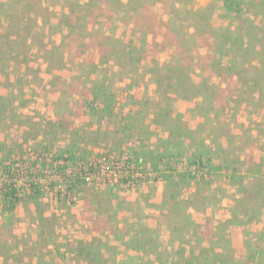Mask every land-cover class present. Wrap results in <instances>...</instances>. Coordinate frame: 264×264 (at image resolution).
<instances>
[{"label": "rangeland", "instance_id": "rangeland-1", "mask_svg": "<svg viewBox=\"0 0 264 264\" xmlns=\"http://www.w3.org/2000/svg\"><path fill=\"white\" fill-rule=\"evenodd\" d=\"M80 1L87 2V0ZM191 1L193 4L188 3L187 9L210 6L207 13L208 21L200 27L201 29H205L208 25L219 28L229 24H233L234 29L242 19L249 18L256 26L262 27V36H264V0H237L244 8L242 18L236 17L227 10L225 0ZM76 2L77 0H44V17L40 19V24L45 26L49 22L52 26L49 30L54 33V38L52 36L43 39L41 35L35 33L33 46L38 47L37 53L31 50V46L19 40L16 46L22 52V57L11 63L13 67L11 77L3 79L5 73L0 74V234L3 233V238H6L12 233L16 236L14 238L10 236V242L13 241V245L24 242L28 246L25 252L27 255H21L20 250L17 252L12 250L9 254L17 258L4 264H30L31 260L23 262L18 260L21 256H28V254L33 256V260H37L38 257L46 258L44 259L46 262L52 257L54 264H87L71 249L73 250L78 240L88 241L97 237L106 240V244L111 248L110 251L104 252L105 258L110 259L109 264H119L125 256L128 258L134 252L127 251L126 247L124 248L120 243H114L116 234L110 229L116 217L120 221L129 218V222H134L133 215L137 214L141 222L151 227L156 225L162 232L161 227L170 222L168 217H177V213L164 215L156 213L157 195L153 181L154 172H158V176L162 171L165 174L167 169L166 175L169 174V170H174V173L186 170L193 173L194 170V164L189 163L191 160L189 157L192 155L188 154L189 152L186 153V150L182 151L181 156H176L175 151H172L169 159L164 160L168 158L166 154L157 149H151L148 142L152 136L150 125L147 123V120H150L147 116L148 109L153 106V112H156L155 108L161 106L163 112L156 117L164 121L165 117L171 114H169L170 99L175 97L165 95L160 89L155 88L154 77L147 72L157 64L160 66L167 64L171 56L169 51L158 52L148 57L146 61L139 64V70L132 69L124 62H115L109 55L99 54L98 51L93 55L94 62L97 63L93 68L92 63L84 62L83 58L76 56L75 53H78L81 46V40L77 39L70 41L69 45L73 51L66 52L62 58L55 51L50 54L45 52L43 45L45 42L49 39L51 43L60 40L61 34H58L57 27L62 18V9L69 5L74 6ZM184 16L189 18L191 13L186 12ZM117 18L120 21L111 26L110 33L108 30L105 31L110 38L102 34L99 36V39H105L101 43L106 44L105 41L107 44L114 43L115 36L126 45L131 39H134V45H138L143 35L134 32L132 25L124 24L123 21L126 23L124 18ZM49 24L46 26L48 27ZM189 24H192L191 21L186 22V28L192 39L198 35H205L198 32L197 27L191 28ZM35 31L33 30V33ZM41 56L43 57L42 65H39L36 60ZM25 59L28 60L26 64ZM22 61L25 65L21 63ZM208 63L211 64L212 60ZM20 71L23 75H20ZM256 72L258 73V70ZM195 78L198 80L197 76ZM96 80H101V84L108 81L111 85L116 117L110 118L104 115L99 103L93 100L92 90L96 87L94 83ZM174 81L171 84H175ZM212 82L223 87L227 83L218 77L212 79ZM239 85L241 89H238L236 95L227 96L228 98L221 95L216 97L218 109L215 113L205 109L209 118L207 121L203 119L201 124L204 130L216 135V150L213 155L215 158L203 155L201 157L205 166L203 171L206 174L202 175L203 171L200 170L195 171L193 175L196 176L194 180L201 179L203 192L206 191L208 196L209 194L213 196L209 200L204 196L206 198L204 200L211 201L215 207L220 204V201L212 194L213 188H210L209 179L216 181L224 178L223 183L220 182L222 186H219L216 192L223 193L226 200H231V204L234 203L232 221L249 223L252 230L258 229L253 232L257 236L254 246L263 254L264 75L249 76L242 83L239 82ZM163 96L169 101H165ZM159 98L163 99V105ZM175 106L174 104L176 109ZM193 106L201 110L203 102L198 100L193 103ZM125 113L127 117L124 116ZM177 117L182 118L180 115ZM186 118L190 121L189 124H197L195 116L186 115ZM53 124H58L60 127L59 133L54 134L57 129L50 127ZM182 126L185 127V124L183 123ZM155 132L157 137V131ZM224 132L227 133L228 138L223 139L222 143L220 135ZM133 136L142 140L139 148L132 147ZM172 143L174 149L182 147V143L177 139H174ZM252 145L258 148L255 157L259 159V165L252 159L249 160L247 156L246 147ZM70 151L74 162L72 160V162L70 160L66 162L58 158L59 152H63L66 157ZM243 153L244 158H248L245 164L238 159V156ZM126 158H129L128 165L134 171L133 174L124 175L119 172V169L123 170V168L116 167L119 161L127 160ZM223 159L230 165L229 168L225 165V170H230L234 176L221 174L216 160L219 162ZM62 166L65 167L61 168ZM82 170L90 172L94 178L80 182L74 191L69 192L67 184L78 176L81 179L84 175V173L82 177L79 175ZM138 170L142 174L137 175ZM257 171L261 173L258 175ZM244 173L251 174L244 175ZM4 179H8L7 185L4 184ZM130 179H132L131 182H129ZM9 185L17 188L15 196L19 200L12 213L3 215L2 210L8 208L3 194L9 191L4 190L3 187H10ZM140 185H145V189L140 193L139 200L142 203L138 206V203H135L138 199L134 198L137 196L136 189ZM177 188L181 193L182 187L172 186L169 179L168 191L172 192ZM168 198L170 199V196ZM120 200L121 205L118 207L116 204ZM195 202L192 201V203ZM186 206L183 200L180 205H173L172 208L180 211L188 227L193 228L192 224L196 222L195 220L204 221L199 224L200 228L191 230L187 235L189 242H194L191 248H195L196 250L193 249L195 252H198L197 249L205 239L204 242L207 244L202 245V248L206 251L210 248L217 250L219 252L217 258L223 260L219 261L220 263L240 264L239 260H241V264H246L248 263L245 261L246 257L249 256L251 260L258 257L256 263L261 264L264 256L258 254L251 256L252 253L241 254L245 251L242 230L240 236H236V233L232 234V231L227 232V235L217 236L218 230L223 234L230 226L227 223L228 219L226 220L228 216L226 212L219 213L216 208L214 210L217 211V216L209 211L206 217L196 215V218H193L185 213ZM92 221H96L95 227H100L101 232L94 230ZM176 221L179 222L178 218ZM218 223L221 224L220 228H214V224ZM196 231L201 235L199 238H196ZM177 232V230L174 232V229L171 232L174 239L180 238ZM56 241H58V248L53 243ZM161 241L163 248L169 243L165 237ZM7 244L0 238V250L4 254L9 252ZM176 248L178 249V245ZM234 249L235 253H240L238 257L231 255ZM187 250H191L190 246H187ZM118 258L122 260L119 261ZM145 258L156 259L150 256ZM187 258L182 261L180 257L168 256L165 253L161 261L171 264V261L179 260L181 264H187ZM215 258L216 256H197L193 264H220Z\"/></svg>", "mask_w": 264, "mask_h": 264}, {"label": "trees", "instance_id": "trees-1", "mask_svg": "<svg viewBox=\"0 0 264 264\" xmlns=\"http://www.w3.org/2000/svg\"><path fill=\"white\" fill-rule=\"evenodd\" d=\"M188 3H192V1L87 0L86 3H82L77 0L74 6H67L68 10L65 7L62 9V18L58 24L59 27H57V32L61 34L62 41L60 44H56L51 43L49 39L43 44L44 50L48 54L55 51L62 58L66 52L73 51L69 44L70 41L77 39L81 40V46H79L78 53H75L76 56L83 58L84 62L89 61L92 63L93 68L97 65L94 62L93 55L98 51L99 54L109 55L112 58L111 60L115 62H124L127 66L130 65L132 69L136 68L138 70L139 64L142 61H146L148 57L158 52L169 51L171 55L169 62L162 66L157 64L154 68H150L147 73L154 77V83L163 93L173 92L185 99L203 96L204 98L212 99V102H214L218 95L224 97L234 96L237 94L238 89H241L239 82L242 83L249 76L264 75V36H262V27L260 25L256 26L249 18H245L234 29L233 24L219 28L208 25L205 29H201L200 27L204 26L205 22L208 21L207 13L210 6L187 9ZM225 6L231 14L240 18L243 17L244 8H242L240 1L225 0ZM44 7V0H0V68L2 72H6L8 64L15 62V60L18 61L19 57H22V52L16 46L19 40L25 45L33 47L35 33L41 35L43 39L54 35L49 30L52 27L49 22L46 24H49L48 27L40 24V19L44 17ZM186 12L188 14L191 13L189 18H185L184 14ZM165 16H168V18H165ZM117 17L124 18L126 21V23L123 21L124 24L132 25L134 32L143 35L138 45H134V39H131L126 45L114 35V43L107 44L106 41L104 42L106 44L101 43L105 39H99V36L102 34V36L110 38L105 31L108 30L110 33L111 26L113 27V24L115 25L120 21ZM188 21L192 23L191 25L189 24L190 27L192 26L191 28L194 27L196 29L197 27L196 30L205 35H198L192 39L186 28V22ZM33 30L36 31L33 33ZM200 40H202V43L198 42ZM209 60H212L211 64L208 63ZM27 61L25 59V63ZM121 67L123 68L124 65ZM256 70H258V73ZM195 76L198 77V80ZM214 77H219L223 82H227L226 86L223 87L212 82ZM173 80H175V84H171ZM101 82V80L94 81L96 87L92 90L94 93L93 100L99 103L98 105H100L104 115L110 118L116 117L117 113L114 111L115 102L111 85L108 81L102 84ZM212 102L207 104L208 109H212ZM173 125L179 129L183 128L184 131L182 121H178L177 124ZM50 127L57 129L54 134L59 133L58 128L60 127H58V124H53ZM178 150H180L178 153H182L181 147ZM58 155L59 159H63L66 162L69 160L74 162L71 151L66 157L63 152H59ZM201 157H203V154H197L195 157L190 158L189 163L192 165L202 163ZM90 165L93 167L92 163ZM169 172L168 178L174 187L179 185L182 187V185L190 183L196 177L190 170L178 171L177 174L174 173V170H169ZM88 173L90 172L82 170L81 174H79L81 177L83 175L81 179L78 176V178L70 180L67 184L69 187L68 191H74L77 184L85 182L87 180L86 174ZM175 174L178 176L177 180H175ZM205 174L203 171L202 175ZM6 181L8 179H4L5 185H7ZM9 186H2L4 190H9L3 194L8 208L2 210V212L6 214L14 211L15 204L19 200L15 196L17 195V188L12 185ZM181 195L179 188L172 192L168 191L167 196H170V199L166 202V205L167 203L168 206L170 204V213H177V217H168L170 220L168 225L170 224L169 226L172 227V230L174 229V232L178 231L177 235H180L181 229L184 230L188 226L185 217H181L180 211L178 212L177 209L172 208L173 205L177 206L183 202ZM192 201L197 200L188 199L187 204H191ZM120 205L121 200L117 202L116 206L119 207ZM133 217L135 219L134 222H129V218L120 221L116 217L110 229L112 233L116 234L118 240L124 242L127 248L139 252L138 255H129L128 258L123 259L119 264H167L161 261V257L165 256V253L160 250L158 242L159 229L141 222L137 214H134ZM177 218L179 222L176 221ZM92 222L94 223V230L101 232L100 227H95L96 221ZM121 222L123 226H120ZM227 223L231 225L239 222L231 219ZM2 234H0V238L8 243V254L12 250L16 252L20 250L19 253L21 255H27L25 254L28 248L25 245L26 243L20 242L13 245V241L10 242V236L12 238L16 236L11 233L10 236L3 238ZM126 235H130L131 238L125 240ZM53 243L56 248L59 247L58 241ZM21 246L24 248L20 249ZM253 247L256 249V253L253 252L251 256L261 253L258 248ZM110 250L111 248L106 244V240L101 237L88 241L78 240L73 250L71 249L73 253L81 256L87 264H109L110 259L105 258L104 252ZM170 255L180 257L182 261L188 257L187 264H193L197 256H216L215 260L218 263L223 261L217 258L219 252L215 251L214 248H210L208 252L203 251L201 248L199 253L192 250L186 254L184 249L180 247ZM145 256L155 257L156 259H146ZM38 264H54V258L51 257L47 262L44 258H41ZM171 264H181V262L173 260ZM220 264L224 263L221 262Z\"/></svg>", "mask_w": 264, "mask_h": 264}, {"label": "crops", "instance_id": "crops-1", "mask_svg": "<svg viewBox=\"0 0 264 264\" xmlns=\"http://www.w3.org/2000/svg\"><path fill=\"white\" fill-rule=\"evenodd\" d=\"M51 19H53V17H51ZM58 34L60 35V33H58ZM52 36L54 38V35H52ZM60 42H61V36H60V40L58 42H56V44H60ZM36 47L37 46H33L32 49H31L32 51H35V53L38 52V50H37L38 47L37 48ZM42 58L43 57L41 56V57H38L37 60H36V62L39 65H42V60H43ZM11 63H13V62H11ZM11 63L8 64L9 66H8L6 72H2L1 68H0V74L5 73V75H3V79H5V78L8 79V78L11 77V73H12V70H13L12 69L13 67H12ZM22 64H24V63H22ZM20 73H21L20 75H23L22 71H20ZM214 83H216V82H214ZM216 84H218V83H216ZM154 85H155V88H157V85L155 83H154ZM165 95L174 96L175 98L174 99H170L171 102L169 104V108H170L169 109L170 110L169 114L170 113L171 114L170 115L168 114L169 117H167V118L165 117L164 122L158 120L157 117H156V115H158V114L163 112L161 106H158L157 108H155V109H157L156 112H153V109H154L153 106L150 109H148V115L147 116H148V118H150V120H147V123L150 125V129L152 131V136H151L150 140L148 141L150 148L151 149H157L158 151L164 152L166 154V156L168 157V158H164V160H168L169 156L173 153L172 151H175L176 156H179L181 154V153H178V149H174V147H173L174 144L172 143V141L174 139H177V140H179L182 143V147H181L182 151L186 150V153L189 152L188 154L192 155V156L189 157V159L194 157V154L195 155L203 154V155H207L209 157H211V156L214 157L213 155H214L215 150H216V145H215V143H216V139H215L216 135H214L213 132L209 133L206 130H204L203 129V124H201L203 122V119L205 121H207V119L209 118V114H208V112L205 111V109L206 110L208 109L207 104H210L212 102V99L204 98L203 96H196V97H193L191 99H185V98L179 97L177 94H175L173 92L172 93H168V94L166 93ZM157 96H156V98L158 99ZM163 99L165 101L168 100L165 97ZM163 99L159 98V100L161 101L160 102L161 104H162V100ZM198 100H201L203 102V107H201V110H200L199 107L193 106V103H195ZM151 101L153 102V100H151ZM216 103H217L216 101L212 102V109H210V111L212 113H215L217 111V109H218V106H217ZM174 104L176 105L175 106L176 109L174 108ZM133 112H129V113L133 114ZM179 115L182 118L177 117ZM186 115L195 116V118H197V124H189L190 121L186 118ZM124 116L127 117V114L125 113ZM178 121H182L185 124L184 131H183V128L179 129L176 126L173 125V124H177ZM217 121L219 123L218 119H217ZM213 123L215 124L217 122H213ZM155 131H157V137H155L156 136V132ZM177 133H179V134H177ZM220 134H221V131H220ZM220 138H221L220 141H222V143H223L224 142L223 139L228 138L227 137V133L226 132L222 133V135H220ZM133 139L134 140H132V145H133L132 147L135 148V149L139 148L140 145H142V140L139 139L137 136H135ZM221 145H223V144H221ZM249 147H252V149H248ZM249 147H246V151H248V154L247 153L246 154H247L249 160L252 159L254 161V163H257V165H259V159L257 160V158L255 157V155L257 154L258 148H255L254 145L249 146ZM248 158H244V153L241 156H238V159H239V161L242 164H245V162H246V160ZM223 160L219 161V162L216 160V163L219 165L218 169L221 171V174H224V175H226V174L229 175L230 174V175L234 176L233 172H231L230 170L229 171L225 170L226 169L225 165H227L228 168L230 167V165H229V163L227 161H225V160L223 161ZM225 163H227V164H225ZM223 169L225 171H223ZM165 171L168 172V169L165 170ZM154 173H155V176L153 178V181L155 183V189H156V195H157V197H156V203H157V205H156L157 206L156 213H158V214L170 213V209H169L168 203L166 205V202H168V199H169L168 196H167L168 195V182H169L168 175H166V173L164 174L163 171L160 172L161 174L159 173L158 176H157L158 172H154ZM260 173L261 172H258V175ZM176 174H175V177H176L175 180H177V178H178V176ZM245 174L246 173H244V175ZM249 174H251V173H247L246 175H249ZM210 180H212L213 183L210 182ZM223 180H224V178L220 179V180H216V181H213V179H211V178L209 179L210 188H213L212 194L217 196V198L220 201V204L216 205L217 207H215L214 206L215 204H213L211 201L207 202L209 200V198H211L213 196L211 194H209V196H208V192H206V191L203 192V189L201 188V185H202V181L201 180H199V179L194 180L193 179L192 181H190V183L182 186V188H181L182 189L181 190V194H182L181 197L184 200L185 206L187 204V200L188 199L189 200L190 199L194 200V198H198V200L195 203L187 204V206L185 207V213L189 217H193L194 218L196 215L197 216H201V217H203V216L206 217L209 214L208 212L212 211V213L214 212L215 216H217L218 215L216 213L217 211L214 210V209L217 208L219 213L226 212V214L228 215V216H226V220L227 219L231 220L232 219V215L231 214H232V210H233V206L232 205H234V203L231 204V200H226V197H225V195L223 193H221V192L217 193L216 192V189H218L219 186H222L221 183H223ZM144 189H145V185H140L136 189L138 191H137V194H136L137 196H135L134 199H138L137 200L138 202L135 201V203H138V206L142 203V202H140L139 197H140V193L142 191H144ZM159 194H160V197H158ZM204 196L206 198H208L207 201L204 200V199H206ZM199 197H200V199H199ZM2 214L6 215V213H2ZM195 221L196 222H194L192 224L193 228L190 227V226L189 227L187 226V228H185L184 230L183 229L180 230V232H179L180 238H178V239H174L172 237V235H171V232L173 231L171 229L172 227H170L168 224L163 225V227H161L162 232L159 231V241L158 242H159L160 250L162 252L166 253L168 256H171L170 254L174 253L173 251H176L177 245H178V248L182 247L186 254L190 253V251H192L193 249L196 250L195 248H191L194 245V242H189V237L187 235H188V233L191 230H193L195 228H200L199 224L204 223V221H201L200 219L199 220H195ZM240 224H242V223H232L230 226H228L226 228V230L223 232V234H221V231L218 230L217 231V236H220V235L224 236L227 232L231 233V231H232V234L236 233V236H238V235L240 236L241 235L240 232L242 230L244 232V241H243L244 245L243 246L245 248V251H242L241 254H243V253L244 254L245 253L248 254V253H253V252L256 253V249L253 248V246H254L255 241L257 240V236L253 232L254 231H258V229L257 230H252V228H250L249 223L242 224V225H240ZM120 226H123L122 222L120 223ZM155 226H152V227H155ZM220 226H221V224H219V223L218 224H214V228L216 227L217 229H219ZM155 228H158V227L156 226ZM167 233H168V235H167ZM195 235H196V238H199L201 236L197 231H196ZM163 237H165L167 239V241L169 240V243L167 244V246H165V248H163V246H161V242H162L161 240H162ZM130 238H131L130 235H126L125 236V240H129ZM202 241L203 242L200 244L199 249H197L198 252H196V253L200 252V250L202 248V245L207 244L206 242H204L205 239L202 240ZM238 241L241 242V239L238 238ZM114 243H120V244H122V246L124 248L126 247L127 251H133L134 254H137V255L139 254L138 251H136L134 249L127 248V246L124 245V242L118 240L117 237H115V242ZM263 244H264V240H263ZM186 245L190 246L191 250H187V246ZM20 249H23V247L21 246ZM202 249H204V248H202ZM203 251H206V250L204 249ZM215 251H217V250H215ZM206 252H208V250ZM233 253L231 255L234 256V257H238V255H240V253L239 254L235 253V249H234ZM257 254L259 256L260 255L264 256V253L263 254L262 253H257ZM131 255H133V254H131ZM248 257L249 256H247L246 257L247 259L245 260V261H248V263H246V264H257L256 261L258 262V259H257L258 257L255 258V259L252 258V260H251V258H248ZM14 258H17V256H12L10 254L9 255L8 254H4L0 250V264H4V262L8 263L9 261H12ZM126 258L127 257L125 256L124 259H126ZM39 259H41V258L38 257L37 260H33V256H21V259H18V260L20 262L31 260L32 262L30 264H34V263L38 264ZM44 259H46V258H44ZM118 260H119V258H118ZM120 260H122V259L120 258ZM239 263L241 264V260H239ZM243 264H245V263H243ZM261 264H264V259L262 260Z\"/></svg>", "mask_w": 264, "mask_h": 264}, {"label": "built area", "instance_id": "built-area-1", "mask_svg": "<svg viewBox=\"0 0 264 264\" xmlns=\"http://www.w3.org/2000/svg\"><path fill=\"white\" fill-rule=\"evenodd\" d=\"M127 160H125V159H123V160H121V161H119L118 162V165L116 166V167H118V168H123V170H120L119 169V172H121V173H123L124 175H127V174H133V170H131L130 169V167L131 166H129L128 164H129V158H126ZM104 160L105 161H107V159L106 158H104ZM131 162V161H130ZM132 163V162H131ZM193 173L195 172V171H200V170H202L203 171V169H205V166L203 165V162L202 163H197V164H195L194 166H193ZM137 173V175L138 174H142V172H140L139 170L136 172ZM94 178V175H92L91 173H88V174H86V179L87 180H92ZM132 181V179H130L129 180V182H131Z\"/></svg>", "mask_w": 264, "mask_h": 264}]
</instances>
